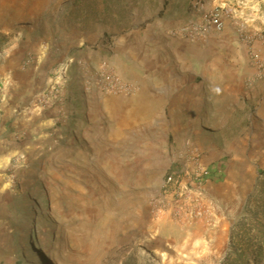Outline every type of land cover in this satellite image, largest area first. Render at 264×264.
I'll return each instance as SVG.
<instances>
[{"label":"rangeland","instance_id":"obj_1","mask_svg":"<svg viewBox=\"0 0 264 264\" xmlns=\"http://www.w3.org/2000/svg\"><path fill=\"white\" fill-rule=\"evenodd\" d=\"M164 1L56 0L51 26L41 17L39 27L13 21L0 0V264H236L242 253L264 264L252 257L264 247V90L240 109H227L225 91L204 90L207 109L188 129L178 109H149L154 40L204 36L177 32L191 18L159 31ZM237 17L250 83L264 76V22ZM198 163L206 213H158L167 171L188 170L193 186ZM219 181L224 201L215 202L208 192ZM238 223L256 228L240 239Z\"/></svg>","mask_w":264,"mask_h":264},{"label":"crops","instance_id":"obj_2","mask_svg":"<svg viewBox=\"0 0 264 264\" xmlns=\"http://www.w3.org/2000/svg\"><path fill=\"white\" fill-rule=\"evenodd\" d=\"M55 1L3 0V9L13 21L22 26L39 24L40 27L44 22H38L39 18L44 17L49 27L53 19L52 10ZM259 2L262 5L264 0H201L198 8L194 7L196 9L194 10L191 6L194 4L193 0H166L164 4L168 14L165 20L160 21L159 31H162L160 28L163 23L166 24L172 20L175 24H181L190 18L194 21L203 17L209 9L224 4L231 11L236 12L235 16L242 15L246 19L260 17V14L254 10ZM262 9L263 17L260 18L264 22V7ZM233 19L232 14L225 16V25L222 30L205 29L202 34L204 36L200 40L187 42L181 37H172L168 34L162 39L157 37L154 40V75L147 77L145 82L149 109H155L158 105H164L163 109H178L179 113L186 114L185 118H180L178 127L188 129L191 119L196 118L197 113H201L202 109H207L203 102L204 90L209 88L225 91L227 109H240L238 104L241 105V100L245 107L246 97L249 100L253 92L264 90V76L248 83L247 77L252 74L251 68L243 58V47L236 31V21L232 22ZM260 22L250 24L256 28L262 26ZM26 23L28 24L25 25ZM43 43L44 39L39 38V46H43ZM159 49L165 50L166 54H160ZM165 67L166 71L160 72L161 68ZM186 73H190L191 78H187ZM191 91L194 93H190ZM154 127L155 125L150 129L154 130ZM183 142L184 139L177 144L173 157L183 156L185 152ZM217 164L216 162L212 166L214 170H217L216 173L220 174L222 170ZM222 185L219 181L215 186H210L211 192L208 193L215 202L224 201L222 199L224 193H221L224 190ZM166 240L172 239L167 237Z\"/></svg>","mask_w":264,"mask_h":264},{"label":"built area","instance_id":"obj_3","mask_svg":"<svg viewBox=\"0 0 264 264\" xmlns=\"http://www.w3.org/2000/svg\"><path fill=\"white\" fill-rule=\"evenodd\" d=\"M199 3L196 2L195 8H198ZM230 14L234 16L235 20H240L239 17L235 16L236 12L231 11L226 4L214 7L209 9L202 18H199L198 22L192 21L178 27L177 32L186 36H199L208 28L220 31L225 25L224 17ZM240 26L245 40L250 44L254 39L253 34L247 32L245 23L244 25L241 23ZM258 64L262 68L263 63L258 62ZM197 165L199 167H194L191 170L197 180V182L192 183L193 186H189L188 184L191 183L184 180L183 175L187 174L188 170L172 167L167 171L160 187V193L154 201V206L158 213L172 210L174 211L173 214L185 221L202 217L206 213L205 202L206 204L210 203V199L203 192L202 187L199 186L201 183L199 176L203 173L204 168L199 163Z\"/></svg>","mask_w":264,"mask_h":264},{"label":"trees","instance_id":"obj_4","mask_svg":"<svg viewBox=\"0 0 264 264\" xmlns=\"http://www.w3.org/2000/svg\"><path fill=\"white\" fill-rule=\"evenodd\" d=\"M261 174L264 175V169L261 171ZM255 228L256 227L252 226L251 228H248L245 230L243 228V225L241 223H238L237 225H235L233 227L234 235L237 238L243 239V238L247 237L249 234H251V231L255 230ZM260 235H261V238L264 239V232L260 233ZM255 252L256 253H254L252 257H254L255 254H258L259 257H261L262 255H264V247H259ZM243 256H246V255L242 253V254H239L238 256H236V260H237L236 264H248L249 263L247 261L249 257H246L247 262H245Z\"/></svg>","mask_w":264,"mask_h":264},{"label":"bare ground","instance_id":"obj_5","mask_svg":"<svg viewBox=\"0 0 264 264\" xmlns=\"http://www.w3.org/2000/svg\"><path fill=\"white\" fill-rule=\"evenodd\" d=\"M31 200H32V202H34L33 199H31Z\"/></svg>","mask_w":264,"mask_h":264}]
</instances>
